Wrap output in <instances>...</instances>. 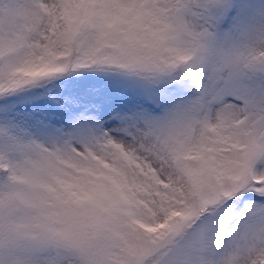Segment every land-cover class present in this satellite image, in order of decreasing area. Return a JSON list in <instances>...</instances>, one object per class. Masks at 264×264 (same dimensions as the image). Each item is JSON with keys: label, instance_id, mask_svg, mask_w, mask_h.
Listing matches in <instances>:
<instances>
[{"label": "snow or ice", "instance_id": "1", "mask_svg": "<svg viewBox=\"0 0 264 264\" xmlns=\"http://www.w3.org/2000/svg\"><path fill=\"white\" fill-rule=\"evenodd\" d=\"M0 264H264V0H0Z\"/></svg>", "mask_w": 264, "mask_h": 264}]
</instances>
